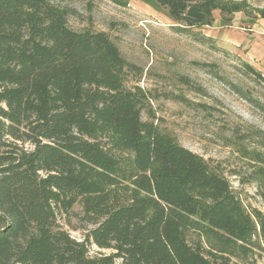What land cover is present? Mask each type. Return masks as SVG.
I'll list each match as a JSON object with an SVG mask.
<instances>
[{
	"label": "trees",
	"instance_id": "trees-1",
	"mask_svg": "<svg viewBox=\"0 0 264 264\" xmlns=\"http://www.w3.org/2000/svg\"><path fill=\"white\" fill-rule=\"evenodd\" d=\"M65 1L0 0V264H251L264 211L152 119L143 70L108 32L72 28L78 12ZM155 2L184 29L230 10L217 0ZM236 68L230 86L264 111V74L243 59ZM179 81L205 94L190 77ZM231 135L264 188V129L245 123ZM76 204L95 225L85 240L58 223ZM91 244L115 251L92 255Z\"/></svg>",
	"mask_w": 264,
	"mask_h": 264
},
{
	"label": "rangeland",
	"instance_id": "rangeland-1",
	"mask_svg": "<svg viewBox=\"0 0 264 264\" xmlns=\"http://www.w3.org/2000/svg\"><path fill=\"white\" fill-rule=\"evenodd\" d=\"M64 3L78 12L69 17L72 28L108 32L123 55L143 70L138 83L150 95L152 119L182 145L219 167L247 207L264 211L260 194L264 188L254 173L258 163L239 152L231 135L232 126L245 127V123L264 129V111L241 98L229 84L240 77L236 68L239 59L264 74V56H260L264 51V0H217L230 10L214 8L213 23L188 29L178 27L155 0H129L127 5L110 0H94L92 6L86 0ZM200 34L206 38L201 39ZM211 63L217 65L216 73L222 78L211 69ZM180 75L190 77L205 94L181 83ZM135 83L130 78L127 85ZM172 92L183 93L209 108H192L172 98ZM144 118H148L147 113ZM83 214L82 204H76L69 212H59L58 223L74 238L85 240L95 225L84 220ZM114 251L90 245L92 255ZM249 262L264 264V246ZM116 264H121V259Z\"/></svg>",
	"mask_w": 264,
	"mask_h": 264
},
{
	"label": "crops",
	"instance_id": "crops-1",
	"mask_svg": "<svg viewBox=\"0 0 264 264\" xmlns=\"http://www.w3.org/2000/svg\"><path fill=\"white\" fill-rule=\"evenodd\" d=\"M255 55V54H254ZM260 56H264V51L261 53V55Z\"/></svg>",
	"mask_w": 264,
	"mask_h": 264
}]
</instances>
